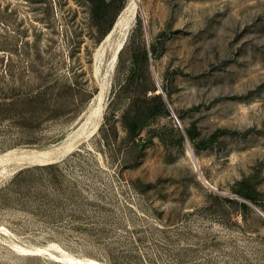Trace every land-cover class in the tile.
I'll return each mask as SVG.
<instances>
[{"label":"rangeland","instance_id":"rangeland-1","mask_svg":"<svg viewBox=\"0 0 264 264\" xmlns=\"http://www.w3.org/2000/svg\"><path fill=\"white\" fill-rule=\"evenodd\" d=\"M129 3L0 0V264H264V0Z\"/></svg>","mask_w":264,"mask_h":264},{"label":"bare ground","instance_id":"bare-ground-1","mask_svg":"<svg viewBox=\"0 0 264 264\" xmlns=\"http://www.w3.org/2000/svg\"><path fill=\"white\" fill-rule=\"evenodd\" d=\"M139 4H140V0H130V3L124 8V10L118 16L111 33L107 37V41L108 42L109 41H113L114 40L113 37L115 38L114 43L111 45V47L113 48V50H112V54H113V56H112L113 57V61L112 62L113 63L115 61H117L116 59H117V56L119 54V51L121 50V48L123 46V43H124L128 33L132 29V26H133L134 21L136 19V15H137L138 11L140 10V5ZM99 107L100 106H98V108ZM62 153H63V151H60V150H57V151H54V152H50V151H32V152L23 154L21 156L22 157L21 160L24 163H21L19 165V167L20 166H21V168H22V166L25 167L24 164H43V163H46V162H49V161L57 160ZM9 155H10V153H8V154H6L4 156H1L0 157V162H3L4 160H6L5 158L9 157ZM14 160H16V159L14 158ZM12 161H13V159H12ZM16 161H18V160H16ZM5 162H7V160ZM17 163L18 162H16L15 165H17ZM95 264H101V263L95 262Z\"/></svg>","mask_w":264,"mask_h":264},{"label":"water","instance_id":"water-1","mask_svg":"<svg viewBox=\"0 0 264 264\" xmlns=\"http://www.w3.org/2000/svg\"><path fill=\"white\" fill-rule=\"evenodd\" d=\"M177 124H179L178 121H177ZM185 139H186V147H187V150H188L189 155H190V157H191V159H192V161H193V163L195 165V168H196V170H197V172L199 174V177L201 178V180L204 182V184L206 186H208L209 188L213 189V187L209 184V182L202 175V173L200 171V168H199V165H198V162H197V159H196V157L194 155L193 149H192V147H191V145H190V143H189L188 138H187L186 135H185Z\"/></svg>","mask_w":264,"mask_h":264},{"label":"trees","instance_id":"trees-1","mask_svg":"<svg viewBox=\"0 0 264 264\" xmlns=\"http://www.w3.org/2000/svg\"><path fill=\"white\" fill-rule=\"evenodd\" d=\"M101 2L102 3H105V0H101ZM4 74H5V76H12V73H11V68H8V69H6L5 71H4ZM159 98V97H161V96H156V98ZM162 105H164V103H163V101H162ZM134 123H136V122H134Z\"/></svg>","mask_w":264,"mask_h":264}]
</instances>
